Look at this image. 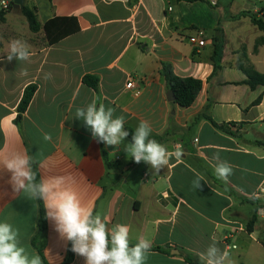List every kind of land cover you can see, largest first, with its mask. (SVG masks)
Instances as JSON below:
<instances>
[{"label":"crops","instance_id":"1","mask_svg":"<svg viewBox=\"0 0 264 264\" xmlns=\"http://www.w3.org/2000/svg\"><path fill=\"white\" fill-rule=\"evenodd\" d=\"M25 6L35 9L42 26L55 18H74L79 31L50 45L44 30H30L20 10L7 14L0 25V154L13 146L27 148L29 155L48 165L45 171L35 165L39 178L77 173L84 202L104 216L109 227L127 224L133 243L139 236L152 241L146 264H187L181 252L202 260L213 238L234 264H264V196L256 197L264 186V86L250 89L247 77L236 68V52L246 47L251 63L264 74V46L254 53L264 32L249 17L234 19L264 7L232 16L221 2L213 8L206 1L26 0ZM199 31L206 34L203 47L197 42ZM217 36L224 48L215 71ZM12 39L28 42L30 62L6 59ZM164 63L180 78L202 81L192 106L167 99ZM25 68L28 75L22 76ZM44 73L52 78L45 80ZM85 77L98 80L96 90L84 83ZM130 78L133 89L127 88ZM31 85L37 90L17 125L18 107ZM259 97L261 103L253 106ZM94 99L113 108L115 116L125 117L129 136L119 148L97 142L83 121L74 118L77 107ZM207 106L213 121L229 133L202 116ZM140 121L150 124L151 138L164 137L160 143L169 151L179 148L182 158L173 156L159 173L129 158L124 148ZM44 133L51 134V141L43 139ZM217 155L233 167L224 182L242 196L255 198L254 204L230 196L200 168L199 160L214 170ZM197 173L203 177L200 189L193 187ZM9 176L0 171V220L19 229L22 243L38 253L43 264H62L70 242L61 240L46 218L45 237L37 243L40 254L33 245L38 200L13 194ZM71 264H85L84 258L74 253Z\"/></svg>","mask_w":264,"mask_h":264},{"label":"clouds","instance_id":"2","mask_svg":"<svg viewBox=\"0 0 264 264\" xmlns=\"http://www.w3.org/2000/svg\"><path fill=\"white\" fill-rule=\"evenodd\" d=\"M30 49L27 41L12 39L6 59L30 62ZM21 75H28L26 68L21 70ZM43 78L51 79V73H44ZM114 112L113 108L106 107L104 103L98 104L94 99L84 107H77L74 118L83 121L97 142L119 148L129 132L124 127L125 117L115 116ZM151 133L150 124L140 121L124 150L135 163L144 162L152 172L159 173L168 166L173 156L181 159L183 152L179 148L175 152L169 151L165 145L151 138ZM43 139L51 141V134L44 133ZM213 159L217 161L215 175L227 182L233 174L232 165L218 155ZM34 165H39L42 171L48 168L43 159L29 155L27 148L13 146L0 154V171L10 173L7 183L12 193L22 194L32 201H42L46 218L53 223L59 238L70 242L71 251L83 257L85 264H146L152 252V241L139 236L133 243L127 224L117 223L109 227L105 217L95 214L84 202L81 178L77 173L65 171L38 179ZM201 181L203 177L197 173L193 187L200 189ZM201 258L204 264H234L230 253L222 250L215 238L201 253ZM0 264H43L41 256L22 243L19 229L7 220H0Z\"/></svg>","mask_w":264,"mask_h":264},{"label":"trees","instance_id":"3","mask_svg":"<svg viewBox=\"0 0 264 264\" xmlns=\"http://www.w3.org/2000/svg\"><path fill=\"white\" fill-rule=\"evenodd\" d=\"M183 1L188 3H193L196 1H205V0H177ZM13 3L9 6L8 9H0V25L6 22V16L9 12L13 10L12 8ZM21 13L27 19L28 25L30 30L33 33H38L41 30H44L46 37L48 39V43L53 45L58 43L64 37H67L73 33H77L79 31V27L77 25V21L74 18H55L53 20L48 21L44 26L41 25L39 22L37 13L35 9L25 6L22 8ZM249 17L251 22L261 31L264 32V8L261 9L260 12H242L239 16L234 17V19H238L240 17ZM73 24V25H71ZM264 46V35L256 40L254 53H258L259 49ZM223 48H224V40L220 37L215 38V52L213 56V64L215 67V71L219 69V64L223 56ZM239 55L236 68L243 72L247 77V81L245 82L246 85L250 87L252 90H256L258 87L264 86V74L259 73L254 65L251 63L249 56L247 54L246 47L241 48L240 51L236 52ZM163 75L165 78L166 86L169 91H172L176 97V103L184 108H188L193 105L195 100L197 99L199 93L202 91L203 83L201 80H197L194 78H180L178 77L172 68V66L168 63L163 64ZM84 83L90 86L93 89H97L98 87V80L92 77H85ZM37 90L36 85H31L27 87L24 91L23 97L21 99L20 105L18 107V117L16 119V124L20 125L23 114L27 111L34 95ZM262 101V97H259L253 104V106L259 105ZM209 106L205 108L202 116L206 119L210 120L214 127L220 129L222 131H229L222 125L216 124L213 119L208 114ZM233 126V125H231ZM158 142L164 141V137H153ZM258 143V142H256ZM259 144H261L259 142ZM200 168L204 171V173L221 189L226 191L230 196L234 197L235 199L239 200L241 203H255V198H246L239 194L236 190L231 188L227 185L223 180L218 179L215 175V172L212 168L206 165L201 160L198 161ZM108 166H110L107 163ZM36 170V167L34 165ZM37 172V170H36ZM37 178L39 179L38 173ZM39 208H40V215L38 220V234L33 240V245L38 248L40 254L42 253V249L38 244L42 239H44L46 231H47V220L46 214L43 207V202L39 201ZM249 222L247 226V231L251 233L253 231L254 220ZM154 250L169 253L168 250H164L162 248H155ZM185 262L187 264H204L203 261L196 255L188 254L185 252H181ZM74 260V252L71 251V244L69 243L68 254L62 264H71Z\"/></svg>","mask_w":264,"mask_h":264},{"label":"rangeland","instance_id":"4","mask_svg":"<svg viewBox=\"0 0 264 264\" xmlns=\"http://www.w3.org/2000/svg\"><path fill=\"white\" fill-rule=\"evenodd\" d=\"M40 3H45L47 0H37ZM222 6L229 11V14L234 16L243 9L254 10L255 8L264 7V2L261 0H220ZM260 12V11H259ZM253 211V207L250 206Z\"/></svg>","mask_w":264,"mask_h":264},{"label":"built area","instance_id":"5","mask_svg":"<svg viewBox=\"0 0 264 264\" xmlns=\"http://www.w3.org/2000/svg\"><path fill=\"white\" fill-rule=\"evenodd\" d=\"M211 7L216 8L219 5L220 0H205ZM1 8L2 9H8L11 3H13V0H1ZM205 32L204 31H199L198 32V45L203 47L205 45ZM134 80L133 78H130L127 88L128 89H133L134 88ZM264 196V186L258 191L256 197L257 198H262Z\"/></svg>","mask_w":264,"mask_h":264},{"label":"water","instance_id":"6","mask_svg":"<svg viewBox=\"0 0 264 264\" xmlns=\"http://www.w3.org/2000/svg\"><path fill=\"white\" fill-rule=\"evenodd\" d=\"M25 2L26 0H13V5L12 8L13 10H21L22 8L25 7ZM167 99L169 101H176V97L172 91H169ZM174 254H178V251H174Z\"/></svg>","mask_w":264,"mask_h":264}]
</instances>
